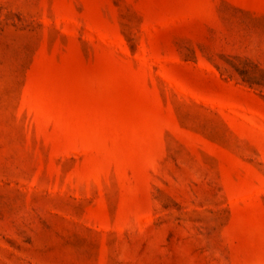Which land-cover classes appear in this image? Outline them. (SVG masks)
Masks as SVG:
<instances>
[{"label": "rangeland", "instance_id": "rangeland-1", "mask_svg": "<svg viewBox=\"0 0 264 264\" xmlns=\"http://www.w3.org/2000/svg\"><path fill=\"white\" fill-rule=\"evenodd\" d=\"M0 264H264V0H0Z\"/></svg>", "mask_w": 264, "mask_h": 264}]
</instances>
